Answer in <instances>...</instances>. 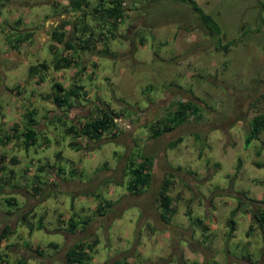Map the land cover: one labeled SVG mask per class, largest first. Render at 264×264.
Listing matches in <instances>:
<instances>
[{
  "label": "rangeland",
  "instance_id": "rangeland-1",
  "mask_svg": "<svg viewBox=\"0 0 264 264\" xmlns=\"http://www.w3.org/2000/svg\"><path fill=\"white\" fill-rule=\"evenodd\" d=\"M57 1L58 8L52 0H0V53L7 46L4 30L16 26L12 22L17 18L18 29L36 32L18 47L14 59L0 55V133L22 121L26 109L35 108L39 128L37 143L29 149L18 148L14 140L0 147L6 158L18 159L3 162L0 171H14L11 184L0 193V223L10 224L12 231L1 245L9 253V264H17L21 257L28 264H65L67 248L81 242L91 243L87 264H115L122 258L128 264H264V224L259 228L251 218L254 208L264 207V128L248 146L243 144L252 116L264 114V0H193L221 27L224 35L219 40L230 41L226 50L216 48L219 37L209 36L198 13L180 0H124L127 16L111 29L113 36L107 41L114 57L85 53L83 66L97 61L94 73L90 65L78 76L75 69L56 72L50 66L30 76L29 66L44 60L51 65L61 52L58 46L56 52L50 50L47 30L68 3ZM89 1L84 22L95 25V30L110 29L95 22L89 14L94 0ZM79 78L90 100L72 102L74 106L61 115L63 111L56 112L49 100L42 99L53 80L69 85ZM16 84L21 85L18 92L11 90ZM179 97L200 106V118L189 117L157 139L148 137L147 124L161 119ZM102 99L122 114L110 128L111 141L103 140L98 149L88 151L69 146L74 138L64 133V127ZM131 154L137 159L149 155L153 161L149 186L136 194L126 189L127 176L121 171ZM72 163L83 171L76 176L78 181L62 182L58 189L47 183V193L41 191L40 196L25 192L26 188L30 192L33 175L44 185L60 165ZM166 173L171 175L168 193L176 209L167 223L158 216L156 200ZM89 191L111 201L110 208L96 212L99 201L83 195ZM238 191L255 202L244 212L237 211L235 229L227 237V219ZM10 195L17 199L15 208L4 202ZM186 209L202 224H191ZM29 210L33 226L44 216L42 229L35 228L32 234L20 220ZM72 213L89 218L75 234L59 227ZM9 243L15 246L6 250Z\"/></svg>",
  "mask_w": 264,
  "mask_h": 264
},
{
  "label": "trees",
  "instance_id": "trees-1",
  "mask_svg": "<svg viewBox=\"0 0 264 264\" xmlns=\"http://www.w3.org/2000/svg\"><path fill=\"white\" fill-rule=\"evenodd\" d=\"M184 2V4H188L189 7L195 11L197 17L200 19V22L203 24L205 28V32L212 37V35H217L218 42L216 48H224L227 49L230 41L227 40L224 43H221L219 40L223 37V33H220L219 24L215 23L210 16L203 12L202 9L193 1V0H180ZM124 0H94V4L89 12L92 14L91 16L97 21L106 24L110 29H102L95 30V25H90L87 22H84V16L87 15L86 9L89 8V4L91 1L89 0H68L67 5H62L63 7L58 11V17L54 20V22L48 27L49 38L52 41L49 44V48L51 51L56 52L55 48H61L60 54L54 59L51 65L46 61H40L35 63V65H31L28 67V72L30 76H33L36 73H39L42 70H47L50 66H52L53 70L56 72L67 69L70 67H77L75 69L74 75H83L86 68L83 66L84 55L85 53H90L91 55L99 56V57H114V51L112 49H108V42L113 36L112 28L122 21L123 18L127 16L126 6L122 4ZM2 4V2H0ZM52 5L57 8L60 7L57 0H52ZM131 6V4H129ZM64 13V14H63ZM63 15V16H62ZM261 19V17H260ZM11 24V28L9 31L6 29L5 32V42L8 44V48L18 49V47L26 41L33 39L34 32L30 29H18L17 26L20 25V19L17 18ZM69 28L67 29V27ZM8 31V32H7ZM101 42L100 46L97 47ZM229 42V43H228ZM96 62L92 61L93 67L96 66ZM95 69H91V73H94ZM38 77L40 75L38 74ZM79 80V81H78ZM76 81H73L69 85H64L63 82L53 80L51 83V90L45 92L44 100H49L50 103L53 104L55 111L60 112L63 111L61 115L67 113L74 105H71L72 102H76L79 104V100H90L89 93L85 89V86L81 84L79 78ZM21 88L20 84H16L12 87L11 90L19 91ZM105 99L102 101L98 100L96 103V107L90 109L86 115H83L81 118L75 117L76 120L69 126L64 127V133L73 135V140L68 142L69 146H73V148L88 151L98 149L101 144L104 143L103 140L110 142L112 136L109 134H113V130L109 133L110 128L117 125L116 118H120L122 116L121 111H115L111 108L109 109L106 104ZM150 101V100H149ZM75 104V105H76ZM80 105V104H79ZM94 109V110H93ZM200 106L195 104L193 100L184 99L183 97L176 98L173 104H171V108L167 113L161 117V119L153 120L149 122L146 126L148 137L150 138H158L161 134L171 131L175 127H178L181 123L183 124L189 117L194 119L200 118ZM52 114L53 111H50ZM37 111L34 109H26L23 113L22 121L18 123H13V127L8 130V132L0 133V147H7L10 142L14 140L17 144L18 148L29 149L30 146H35L38 140L37 130L38 121L35 118ZM68 115L66 116V118ZM122 118V117H121ZM250 128H248V133L244 137L243 144L244 146H248L252 139L257 137V134L264 128V114L257 113L252 116L249 121ZM110 136V137H108ZM82 140L84 145L79 143ZM180 138H177L175 141L170 143V147L174 146ZM103 141V142H102ZM46 142V141H45ZM257 155L261 153L257 149ZM138 155V154H136ZM60 156V154H57ZM132 156V157H131ZM133 157V154L128 155L126 157L125 163L122 167V175L126 177V189L129 190V193H134L144 190L149 186L151 181V166H152V157L149 155L142 154L140 158L137 159ZM10 160V161H9ZM4 163H17L18 159L16 156H11L6 158V155L0 153V171L4 168L2 164ZM254 164L261 168V164L258 161H255ZM53 165L49 166L51 169ZM56 170V171H55ZM54 172L48 175L50 182L45 181L44 185H42V180L37 176V174L33 175L30 192L25 189V192L30 196H35L36 194L40 196V194L44 191L47 193L45 186L47 183L53 186V188H59L62 182L65 181H78L77 175H81L83 171H79L75 165L70 164L69 167H61V165L55 169ZM14 171L11 169L9 173L0 174V193H4V189L6 186L11 184V180L13 178ZM171 175L166 173V176L162 178V183L159 186L157 191V208L159 209L158 216L163 222H168L170 217L175 213V206L172 204L171 196L168 193V188L170 183L172 182L169 179ZM47 179V178H46ZM113 182L111 180H105L103 183ZM42 182V183H41ZM115 182V181H114ZM118 185V182H117ZM15 186V185H13ZM17 186V185H16ZM49 188V187H48ZM142 189V190H141ZM71 190V189H70ZM42 191V192H41ZM51 191V190H50ZM60 191L64 192V189H60ZM65 193H70L72 198L74 195L70 191H65ZM90 195L95 197L99 202H97L96 212L103 213L110 208L111 201H107L100 195V193H91L90 191L83 195ZM42 197L44 195L42 194ZM237 202L236 206L229 211V217L227 219V227L226 236H230L231 232L234 228V220L233 217L237 213V211L244 212V209H247V205L251 206L252 202H255L252 198L247 197L242 191H238L233 196ZM17 199L10 195L5 198L4 202H6L11 207L17 205ZM264 203V202H263ZM252 208V207H251ZM33 209V208H32ZM32 210L28 212L22 213L20 220H22L23 225L27 224V228L29 229V234H32L35 228L42 229L44 216L40 215L38 217V223L33 226L28 221V216L31 214ZM190 214V210L186 209L185 215L188 216L189 222L191 224H202V221L195 217L192 218ZM60 218V216H58ZM252 221L255 222L259 228H262L264 224V207L263 208H254L251 211ZM89 218L85 216L84 218L80 217L77 213H72L67 221L61 227L63 231L68 230L70 234H75L77 229H84L88 224ZM64 222V221H62ZM10 224L1 225L0 223V264H9V253L4 251V248L1 247L3 241H9V236L12 234ZM205 228V226H203ZM59 229V228H58ZM206 229V228H205ZM58 231V230H57ZM68 233H65L66 235ZM261 240L262 246H264V230L261 231ZM14 243H9L5 245L6 250L13 249ZM47 246L54 245L52 243L47 244ZM58 247V245L56 246ZM91 247V243H73L72 246L67 248L66 258L64 259L65 264H87L90 259V255L88 253L89 248ZM39 255L43 254V250L35 249ZM17 264H28L24 257H21L16 260ZM115 264H128L124 258L121 260H117ZM191 264H197L196 261ZM211 264V263H210Z\"/></svg>",
  "mask_w": 264,
  "mask_h": 264
},
{
  "label": "crops",
  "instance_id": "crops-1",
  "mask_svg": "<svg viewBox=\"0 0 264 264\" xmlns=\"http://www.w3.org/2000/svg\"><path fill=\"white\" fill-rule=\"evenodd\" d=\"M13 2L15 3V0H13ZM15 17H13V19H14ZM48 25H49V22H46V24L44 25L46 28L48 27ZM35 28V27H34ZM34 28H33V30H34ZM19 29H22L23 30V28H19ZM37 31H38V29L37 28H35ZM45 30H41V32H44ZM36 33V32H35ZM34 33V34H35ZM27 42V41H26ZM7 43V42H6ZM25 43V42H24ZM23 43V44H24ZM23 44H21L20 46H22ZM7 46H8V44H7ZM3 47L4 48V52L3 53H0V55L1 56H4V57H6V58H8V60H9V58H11V59H14V57H16V55H19V48L18 49H12V48H8V47ZM29 48H30V46H29ZM5 49H8V50H5ZM10 49H12V50H10ZM31 49V48H30ZM20 56H22V55H20ZM95 56V55H94ZM95 57H99V56H95ZM4 61V60H3ZM85 61V60H84ZM92 61H94V62H96L97 63V61H95V59L94 60H88V64H86V65H84L85 66V68L87 69V68H89L88 66L90 65L91 67H92V69H97V64H96V66L95 67H93V65H92ZM83 64H84V62H83ZM77 68V67H76ZM75 67H70V68H67V69H76Z\"/></svg>",
  "mask_w": 264,
  "mask_h": 264
},
{
  "label": "built area",
  "instance_id": "built-area-1",
  "mask_svg": "<svg viewBox=\"0 0 264 264\" xmlns=\"http://www.w3.org/2000/svg\"><path fill=\"white\" fill-rule=\"evenodd\" d=\"M122 4H124V2H122Z\"/></svg>",
  "mask_w": 264,
  "mask_h": 264
}]
</instances>
